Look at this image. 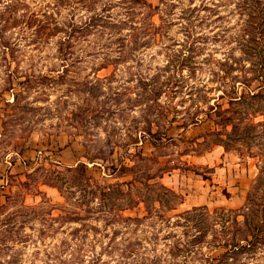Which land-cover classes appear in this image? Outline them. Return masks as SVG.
Here are the masks:
<instances>
[{
    "label": "rangeland",
    "instance_id": "1",
    "mask_svg": "<svg viewBox=\"0 0 264 264\" xmlns=\"http://www.w3.org/2000/svg\"><path fill=\"white\" fill-rule=\"evenodd\" d=\"M219 1L0 0V264H182L171 256L183 237L173 226L180 213L244 204L264 154L256 134L264 115H250L259 126L226 138L228 151L200 136L230 132L240 117L200 113L228 108L227 98L218 99L228 68L220 64L256 65L232 39L239 29L232 7L190 15L195 5ZM94 15L88 29L73 30ZM189 22L207 39L182 61ZM148 125L153 136L142 132ZM139 152L155 159L140 162ZM154 162L171 167L159 181L182 203L144 218L146 205L126 207L155 192L115 184L152 176ZM61 178L71 187L56 188ZM229 261L264 264V248Z\"/></svg>",
    "mask_w": 264,
    "mask_h": 264
},
{
    "label": "trees",
    "instance_id": "2",
    "mask_svg": "<svg viewBox=\"0 0 264 264\" xmlns=\"http://www.w3.org/2000/svg\"><path fill=\"white\" fill-rule=\"evenodd\" d=\"M227 7H232V10H230L231 15L239 17V22L236 25L239 29L232 39L237 42L238 50L246 58L254 59L256 65L253 67L251 65L250 68H246L245 66L237 68L230 67L225 61L222 62L220 66L228 68L226 70L221 69L220 71L223 72V75L219 77L220 83L218 89L221 90V95L218 96V99L227 98L228 108L226 109L222 105L215 104L208 105L207 111H200L201 114H205L207 117H211V112L220 118H223L228 113L240 115L239 118L235 117L236 127L230 132L214 130L200 135L203 138H214L216 140L215 145H221L225 151L231 149V146L225 141L226 138L231 135H238L249 128L253 129L260 125V122L256 124L251 123V120L248 119L250 115L253 118L255 115H264V0H224L216 3L212 2L211 6L201 3L189 8V11L190 15L194 13L198 14L200 11L218 15L221 8ZM97 18H99L98 15L90 17L88 22L85 21L84 25L80 27L72 25L73 30L82 31L83 27L88 29ZM219 18L222 19V17ZM200 20L198 26H201L204 21L202 18ZM189 24V28L192 30L189 29L187 41L183 45V48L178 51V58L182 61L198 52L200 48L197 44H200V40L205 41L207 39V37L203 38L200 35L195 36L193 29L196 25L193 22H189ZM60 50L62 52L64 47L61 46ZM234 72L236 74L232 75ZM255 81L258 85L252 87ZM157 106H159L158 103ZM250 106L252 109L253 107L255 108L252 113L242 108H250ZM238 107H240V110L237 109ZM94 114H96V111H92L90 118H95ZM174 121H169V123ZM197 122L198 120L191 122V124L195 125ZM142 132L153 136L150 125L142 130ZM156 134L158 135L159 133ZM161 134L165 140H173L172 137H167L166 132ZM256 134L264 136V130ZM196 140L192 138L190 141L195 144ZM151 145L156 147L159 143L151 142ZM192 151L196 153V150L192 149ZM95 159H98L96 155L90 160ZM154 159L143 158L139 152L140 162H152ZM154 163L159 167L152 176L146 177L144 180L138 179L137 181L132 179L130 182L115 184V186H130L138 182L144 185L145 188L155 192L156 197L154 199L142 197L138 201H131L132 203L130 202L126 207V209H133L139 203L146 205L148 214L144 218H148L154 214L155 216L162 217L165 212L174 210L176 206L182 203V196L180 194L167 188L159 181L163 173L167 172L171 167H160L158 162ZM259 163L258 174L252 181L245 197V202L240 208L227 209L219 207L210 212L206 206H198L192 207L178 215L179 221L176 220L173 226L175 227V223H177L178 227L183 228V237L178 239L173 245L174 253L171 254L173 259L180 257L182 264H230V259L234 260L241 255L251 256L259 249L264 248V154H259ZM119 166L120 168H126L123 167L125 166L124 164L122 166V162ZM202 178L207 179V177ZM77 179L80 180L81 178L77 177ZM62 180L61 185L55 186L56 188L62 191L71 187L69 185L71 181ZM82 180L85 181L86 186L92 193L95 192L93 191L94 188L89 184L90 178L84 176ZM149 181L152 183H149ZM49 186L54 187V185ZM129 220L139 222L137 218ZM202 246H206L208 252H218L219 254L210 256L203 253Z\"/></svg>",
    "mask_w": 264,
    "mask_h": 264
}]
</instances>
